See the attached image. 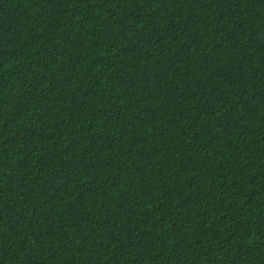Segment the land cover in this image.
<instances>
[{
	"label": "trees",
	"instance_id": "obj_1",
	"mask_svg": "<svg viewBox=\"0 0 264 264\" xmlns=\"http://www.w3.org/2000/svg\"><path fill=\"white\" fill-rule=\"evenodd\" d=\"M0 264H264V0H0Z\"/></svg>",
	"mask_w": 264,
	"mask_h": 264
}]
</instances>
